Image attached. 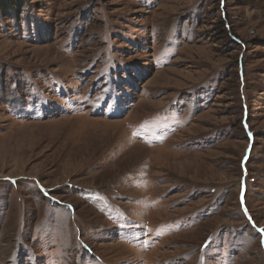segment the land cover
<instances>
[{"label":"rangeland","instance_id":"1","mask_svg":"<svg viewBox=\"0 0 264 264\" xmlns=\"http://www.w3.org/2000/svg\"><path fill=\"white\" fill-rule=\"evenodd\" d=\"M0 264H264V0H0Z\"/></svg>","mask_w":264,"mask_h":264}]
</instances>
